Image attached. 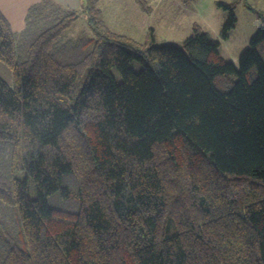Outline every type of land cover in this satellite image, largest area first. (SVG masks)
<instances>
[{
    "label": "trees",
    "instance_id": "obj_1",
    "mask_svg": "<svg viewBox=\"0 0 264 264\" xmlns=\"http://www.w3.org/2000/svg\"><path fill=\"white\" fill-rule=\"evenodd\" d=\"M98 1L93 38L54 0L19 33L0 12V264H264V13L216 3L222 41L240 3L260 22L235 65L197 24L115 35Z\"/></svg>",
    "mask_w": 264,
    "mask_h": 264
},
{
    "label": "rangeland",
    "instance_id": "obj_2",
    "mask_svg": "<svg viewBox=\"0 0 264 264\" xmlns=\"http://www.w3.org/2000/svg\"><path fill=\"white\" fill-rule=\"evenodd\" d=\"M80 5L69 9L77 15L72 28L67 32V39L79 36L93 38L83 13L84 0ZM77 1V2H78ZM147 0L151 8L149 14L141 12L134 0H102L99 9L106 28L115 35L130 38L136 44H142L148 30L155 32L157 46L181 43L190 35L191 28L197 24L209 36L220 43V54L223 59L237 64L241 53L247 48L249 40L260 27L255 14L240 3L236 9V26L227 41L220 39V29L224 23V13L216 8V3H228L229 0H199L198 2L178 0L157 3ZM246 4L257 12L264 13V0H245ZM49 11V9H48ZM0 76L12 87L11 73L0 65Z\"/></svg>",
    "mask_w": 264,
    "mask_h": 264
},
{
    "label": "crops",
    "instance_id": "obj_3",
    "mask_svg": "<svg viewBox=\"0 0 264 264\" xmlns=\"http://www.w3.org/2000/svg\"><path fill=\"white\" fill-rule=\"evenodd\" d=\"M40 1L41 0H0V12L4 16V18L6 19L8 24L10 25L11 30L14 33H19L24 29L25 17H26L28 9L31 6L39 3ZM54 1L59 3L60 5H62L64 7H66V8H69V9H73L77 5L81 6V4H79L78 0H54ZM101 1L102 0L98 1L97 8L99 7V4ZM145 1L147 2V0H145ZM167 1L173 2V0H157L156 2L157 3L158 2L159 3L160 2L166 3ZM183 1H185V0H178L177 2L182 3ZM187 1L198 2L199 0H186L185 2H187ZM134 2L137 5L135 0H134ZM147 5H148V2H147ZM137 7L139 8L138 5H137ZM98 10L101 12V10L99 8H98ZM139 10H140V8H139ZM101 16H102V13H101ZM145 38H146V36H145Z\"/></svg>",
    "mask_w": 264,
    "mask_h": 264
}]
</instances>
